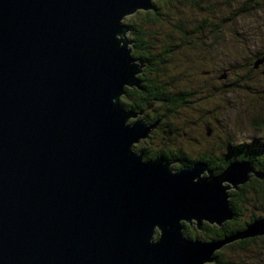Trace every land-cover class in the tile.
<instances>
[{"label": "water", "instance_id": "1", "mask_svg": "<svg viewBox=\"0 0 264 264\" xmlns=\"http://www.w3.org/2000/svg\"><path fill=\"white\" fill-rule=\"evenodd\" d=\"M142 8L153 0H0V264H205L264 234V218L221 240L182 232L233 217L251 162L217 175L133 150L160 120L127 123L120 101L140 88L120 35Z\"/></svg>", "mask_w": 264, "mask_h": 264}, {"label": "rangeland", "instance_id": "2", "mask_svg": "<svg viewBox=\"0 0 264 264\" xmlns=\"http://www.w3.org/2000/svg\"><path fill=\"white\" fill-rule=\"evenodd\" d=\"M254 1L262 3L259 5L260 8L251 10L254 13L243 12L241 15H236L234 7H243L244 0L226 2L224 0H203L199 3L189 0H153V8H142L124 18L125 23L128 21L137 23L139 27L148 32L149 44L157 54L156 68H163L160 71L155 70L156 73H160V84L165 83L164 78L172 79L171 82L167 81L171 83L168 87L169 90L188 86L195 91L194 95L188 97L184 105L181 104L182 102H178V106L166 111L168 112L167 121H171L169 124L172 123L171 131L157 132L159 136L165 137V142H169L167 148L170 150L178 149L181 153H187L191 158H197L200 154L206 153V150L217 145L222 149L217 154L222 156L228 154L227 151L231 145L228 143L238 144L241 142L243 144L249 142L251 136L264 133V130L254 128L257 123L256 119L264 117V70L259 66L262 64V59L259 57L264 55V0H250V3ZM248 2L249 0L246 1L247 5L245 6L250 8L251 5ZM226 3H229L230 6H227ZM144 12L152 13L149 19H146ZM197 27L199 33L194 30ZM132 35V29L129 26V30L121 34L120 37L130 41L128 48H132L131 54L133 55ZM165 46H169L168 50H165ZM135 58L136 63H140L142 67L141 72L136 74L137 77L146 69L147 65L142 59ZM138 85L140 88L136 85H127L125 89L127 87L141 89L142 82L139 81ZM125 94L120 98L121 105L125 111L133 113L127 118V123L133 124L137 120L146 123L141 115L136 116L135 111L124 103ZM160 102L153 100L141 108L146 111L154 107L156 113H161L163 112V109L160 108L161 105L166 104ZM161 118L158 117L157 120H160L157 124L148 131L145 137L140 138L133 145L134 151L142 153L136 150L138 147L136 145L149 137L150 131L162 122ZM146 125L151 126L148 123ZM149 142L156 143L153 137ZM214 150H218V148ZM229 154L231 155L230 159L240 158L238 150L230 151ZM143 159L144 161L151 160L144 158V155ZM173 160L175 162L170 163L171 168L179 169L178 164L181 161L175 158H170L168 161L172 162ZM233 161L236 160H231V162ZM229 163L221 170H217V173L209 169L218 175L225 170ZM200 175H208L207 170ZM225 184L230 183L225 182ZM237 190L231 187L229 192L231 194L232 191ZM245 193L235 201L238 211H240L239 219L231 221L235 212L230 202L233 217L226 220L231 221L230 223L223 221L221 225H218L216 222L210 223L204 220L203 226L199 229L196 226V219L190 220L193 226H190L189 221L181 220L184 236H186L185 223H189L190 229L197 233V236L192 235L193 237L190 239L201 241L211 235L208 228L211 230L222 228V234V232L226 233L224 228L227 226L226 229H231L232 233L225 234L223 238L245 231L248 225L256 221L250 219L254 212L258 215L264 213V208L256 210L253 207V205L261 206L258 194L254 191ZM230 199L231 196L229 201ZM247 220L251 222L245 227L243 225L241 230L235 231L243 221ZM160 234V229L155 227L152 240H158ZM255 236L257 235L249 237ZM239 239L227 242L215 250L224 260V263L221 264H262L264 238L257 237L255 240L248 241L249 244L245 247L237 245Z\"/></svg>", "mask_w": 264, "mask_h": 264}, {"label": "flooded vegetation", "instance_id": "3", "mask_svg": "<svg viewBox=\"0 0 264 264\" xmlns=\"http://www.w3.org/2000/svg\"><path fill=\"white\" fill-rule=\"evenodd\" d=\"M259 58L262 59V64H260L259 66L262 70H264V55L263 56L261 55V57H259ZM224 74L227 76L226 73H224ZM163 80H165V83H162L163 86L169 90L168 87L171 85L170 82L172 79L166 80V78H164ZM167 81H170V82H167ZM136 93H138V92H136ZM125 99L126 100L130 99L127 101L124 100V101H126L125 104L128 105V107L130 109H133L135 111L136 116L141 115V117L145 120V122L152 125V126L158 117H160V118L162 117L161 118L162 122L160 124H158L155 129H152L150 131L151 134L149 135V137L143 141H140L136 145V146H138L136 148V150L142 152L144 155V158H145L146 154L150 155L151 157H157V158L161 157V158H164L165 160H169L170 158H175V159H178L181 161L178 165L180 167H184V166L193 164V163H191V164H187V165H182V160L184 159V157L187 158V159H184L185 161L186 160L194 161L195 159H202V158L206 159L205 157L207 156L208 160L206 159L207 162L206 161H204V162H206L208 164V167L210 169L214 170L215 173L218 172L217 170H221V168H223V166H225L229 162H231V161L228 162V159H230V158H227V155H222L223 158H221V155L219 156V154H217L218 151H222V149L219 148L220 146L218 147L217 145H215L213 148L206 150V153L200 154L197 158H194V157L191 158V156H189L187 153H184V152H182L183 153L182 154L181 151L178 149H176V150L171 149L170 150V148H167V146L169 145L168 144L169 142L168 141L165 142V137L159 136L157 134V132L159 133V131L160 132H166V131L170 132L171 131V124L172 123L169 124L171 121H167L168 112H166V111H169V110H171V108H173V107L175 108L176 106H178V102H182V101H178L179 100L178 97L173 101L171 99V100L165 102L164 104H166V105H161L160 108L163 109V112H161V113H156L157 111L154 109V107L152 109H149L146 111L137 109V106H135L134 103H137L138 100H136V98L134 96L133 97L128 96ZM181 104H183V103H181ZM168 105H169V107H168ZM256 121H257V123L255 124L254 128L264 130V117H262L260 119L257 118ZM259 134L260 135L251 136L250 141L243 143V144L241 142L238 144L228 143V144H231V145H229L230 148L227 151L228 154L230 151H236V149H239L238 155L240 158L235 159V160L236 161H249V162H251V165L253 168V171L251 172V174H249V176H250L249 181L243 185H240L237 191H232V193H231L230 202H231L233 210L235 212V216L231 221H235L236 219H239L240 211H238V207L236 206L235 201L240 195L242 197L243 194H246L245 193L246 191L252 192V193L254 191V193L258 194L261 206L258 207V206L253 205L254 209L258 210V209L264 208V177L261 178V177L256 175V172H261V173L264 172V169H262V166L260 165V160L264 159V133H259ZM152 137L156 141L155 144L152 142H149V140ZM239 146H240V148H239ZM215 148H218V150H214ZM244 150H248L246 156L249 158L243 159L241 152ZM255 164H257V165H255ZM261 218H264V213L258 215V214H256V212H254V214H252L250 219L252 221V220L261 219ZM231 221H226V222L230 223ZM251 221H249V220L243 221L241 223V225L235 229V231H237L239 229L241 230L243 225L245 227ZM191 224L190 225L193 226V223H191ZM188 225H189V223L184 224V232H185L186 236L188 238H190V237H193L194 235H196L197 233H194ZM205 226H206V224H205ZM226 228H228V227L226 226L224 228L226 233L222 232V234H221L222 228L218 229V230L217 229L211 230L210 228H208V232L211 235L205 237L204 241H212V240H216V239H222L225 236V234L230 235L232 233V231L230 232L231 229L228 230ZM257 237L259 239L264 238V234L263 235H257L255 237H248V238H244V239H239L237 242V245L245 247L246 245L249 244V243H247L248 241L255 240ZM229 247H231V246L229 245ZM209 263L210 264H221V263H224V260L221 258L219 252H215L213 261H211ZM209 263H206V264H209ZM261 263L264 264V259H261ZM257 264H259V263H257Z\"/></svg>", "mask_w": 264, "mask_h": 264}, {"label": "trees", "instance_id": "4", "mask_svg": "<svg viewBox=\"0 0 264 264\" xmlns=\"http://www.w3.org/2000/svg\"><path fill=\"white\" fill-rule=\"evenodd\" d=\"M189 1H192L193 3H199L200 1H203V0H189ZM225 2L226 1H230V0H224ZM246 1L247 0H244V2L242 3L243 7L239 8H235L234 7V13L236 15H241V13H248V14H251L250 12H252L251 10H255L257 8H260L259 5H261L262 3L261 2H258V1H254L253 3L251 2L250 3V0L248 2V4L250 3L251 7L248 8L246 4ZM227 6H230L229 3H226ZM156 7L158 8V5L156 4ZM247 7V8H246ZM157 13V11H155ZM254 13V12H252ZM151 12H144V15L146 16V19H149L150 16H151ZM247 14V15H248ZM205 21V20H203ZM127 24L129 26H131V29H132V38H133V55L137 58H140L142 59V61L147 65L146 66V69H144V71L140 74L139 79L140 81L142 82V88L141 89H138V88H129L127 87L126 88V97H135L137 101V103H134L135 106H137V109L139 110H142V106L145 104H150V102H152L153 100L155 101H161L160 103H164V102H167L169 100L172 99L175 100L177 97L180 101H182V105H184L186 102H187V99L188 97H190L191 95H194V90H192L190 87L188 86H184L182 88H176L175 87V91L174 90H168L167 88H165L163 86V84H160L161 81H160V73H156L155 70L157 71H160V69L162 70L163 68H156L157 67V63H158V59H157V54L153 51L152 47L150 46L149 44V39L147 38L148 36V32L142 28V27H139L137 23H132L130 21L127 22ZM143 26V25H142ZM198 27H202V26H198ZM195 28L194 30L198 33H199V28ZM140 30V31H139ZM136 37V38H135ZM152 42V40H151ZM165 50H168L169 46H165ZM164 50V51H165ZM163 51V50H162ZM261 56V55H260ZM159 74V75H157ZM138 92V93H136ZM131 95V96H130ZM131 99V98H130ZM130 99H127V100H130ZM166 99V100H165ZM126 100V101H127ZM163 100H165L163 102ZM126 101H124V103H126ZM134 102V101H133ZM240 148V146H239ZM239 150V149H236V151ZM140 152V151H139ZM241 152V151H240ZM248 150H244L241 152L242 156H243V159L244 158H249L246 156ZM227 155V158H230L231 155L229 154H226ZM145 158L146 159H154V158H157V157H151L150 155H145ZM207 160H208V157L206 156L205 157ZM221 158H223L221 156ZM184 159H187L184 157ZM182 160V165H187V164H191V163H194L196 161H206V159H195L194 161H191V160ZM236 158L234 159H228V162L231 161V160H235ZM260 160V159H259ZM257 165V164H255ZM260 165L262 166V169H264V159L263 160H260Z\"/></svg>", "mask_w": 264, "mask_h": 264}, {"label": "bare ground", "instance_id": "5", "mask_svg": "<svg viewBox=\"0 0 264 264\" xmlns=\"http://www.w3.org/2000/svg\"><path fill=\"white\" fill-rule=\"evenodd\" d=\"M129 17V16H128ZM140 31V30H139ZM159 32V31H158ZM166 35V34H165ZM136 38V37H135ZM174 168V167H173Z\"/></svg>", "mask_w": 264, "mask_h": 264}]
</instances>
